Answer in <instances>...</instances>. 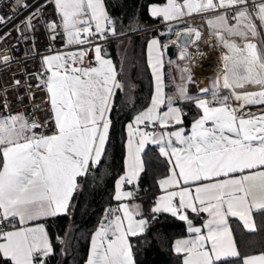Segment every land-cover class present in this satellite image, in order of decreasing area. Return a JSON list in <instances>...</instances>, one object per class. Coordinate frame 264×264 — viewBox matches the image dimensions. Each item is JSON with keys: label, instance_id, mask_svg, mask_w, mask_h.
<instances>
[{"label": "snow or ice", "instance_id": "6c2138e0", "mask_svg": "<svg viewBox=\"0 0 264 264\" xmlns=\"http://www.w3.org/2000/svg\"><path fill=\"white\" fill-rule=\"evenodd\" d=\"M0 6V264H264V0Z\"/></svg>", "mask_w": 264, "mask_h": 264}, {"label": "trees", "instance_id": "16d2710c", "mask_svg": "<svg viewBox=\"0 0 264 264\" xmlns=\"http://www.w3.org/2000/svg\"><path fill=\"white\" fill-rule=\"evenodd\" d=\"M163 27V26H162ZM140 43H143L141 40ZM119 55V53H116ZM137 66H136V71L134 75V92L132 99L135 102L136 107H140L145 101L146 98L148 97L150 93V74L147 73L146 71V65L143 63L142 59L139 56V49L137 50ZM130 75H131V69H130ZM126 113H129L128 119L131 118V109H125ZM120 166V156L119 153H117L116 157V164L115 167L119 168ZM106 200L107 197L104 195V190L103 187L100 188L98 192L93 194L91 193H85V196L81 198V204L84 205V207H87L89 210V213L95 212V215H90V216H84V215H78L76 224L77 227L80 228L79 235L80 236H85L88 231H90L93 226L96 223V220L99 215V207H103V200ZM91 201V205L89 206L86 202ZM63 223V222H62ZM170 231H179V229L173 228L169 226ZM80 248L86 247V240H82L80 244L78 245ZM150 260H157L155 252L151 253L149 256Z\"/></svg>", "mask_w": 264, "mask_h": 264}, {"label": "built area", "instance_id": "2783aa9c", "mask_svg": "<svg viewBox=\"0 0 264 264\" xmlns=\"http://www.w3.org/2000/svg\"><path fill=\"white\" fill-rule=\"evenodd\" d=\"M7 2L10 4L11 0H7ZM10 11H11L10 8L0 6V13H7V12H10ZM215 59H216V54L213 53V52H209V55H208L206 60H209L208 62L211 65V69H206L205 70V68L202 66L200 68V70L197 72V74L204 73L207 76L212 75L214 67H215ZM206 60L203 62V65L205 64V62H207Z\"/></svg>", "mask_w": 264, "mask_h": 264}, {"label": "crops", "instance_id": "0c3cea01", "mask_svg": "<svg viewBox=\"0 0 264 264\" xmlns=\"http://www.w3.org/2000/svg\"><path fill=\"white\" fill-rule=\"evenodd\" d=\"M175 52H176V49H175V48H173V50H172V54H171L172 58H175ZM211 77H212V75H210V76H207V78H208L207 80H209V81H210Z\"/></svg>", "mask_w": 264, "mask_h": 264}, {"label": "water", "instance_id": "95a60500", "mask_svg": "<svg viewBox=\"0 0 264 264\" xmlns=\"http://www.w3.org/2000/svg\"><path fill=\"white\" fill-rule=\"evenodd\" d=\"M173 50V49H172ZM172 54V51H171V53H170V55ZM199 77H201L202 79H208L207 78V75H205L204 73H199V74H197Z\"/></svg>", "mask_w": 264, "mask_h": 264}, {"label": "bare ground", "instance_id": "6f19581e", "mask_svg": "<svg viewBox=\"0 0 264 264\" xmlns=\"http://www.w3.org/2000/svg\"><path fill=\"white\" fill-rule=\"evenodd\" d=\"M207 62H205V64L203 65V67L206 69H211V65L209 64V60H206Z\"/></svg>", "mask_w": 264, "mask_h": 264}]
</instances>
